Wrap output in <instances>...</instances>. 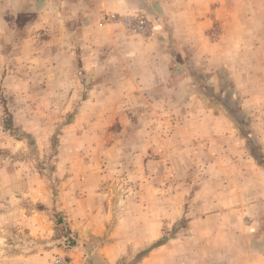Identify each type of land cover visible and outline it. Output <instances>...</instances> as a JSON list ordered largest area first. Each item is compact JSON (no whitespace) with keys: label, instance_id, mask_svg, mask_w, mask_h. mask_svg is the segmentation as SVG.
Listing matches in <instances>:
<instances>
[{"label":"rangeland","instance_id":"1","mask_svg":"<svg viewBox=\"0 0 264 264\" xmlns=\"http://www.w3.org/2000/svg\"><path fill=\"white\" fill-rule=\"evenodd\" d=\"M193 2L0 56V264H264V0Z\"/></svg>","mask_w":264,"mask_h":264},{"label":"crops","instance_id":"2","mask_svg":"<svg viewBox=\"0 0 264 264\" xmlns=\"http://www.w3.org/2000/svg\"><path fill=\"white\" fill-rule=\"evenodd\" d=\"M143 8L162 17L170 14L171 10L198 9L197 5L194 7L193 0H0V56L4 60L7 50L13 46L21 50L18 44L23 41L31 45L29 52L33 49V52L41 53L33 54L31 60L34 62V59H41L42 69L48 71L49 61L45 65L44 58L49 53L50 45L59 43L58 53L66 59L67 54L75 50L66 51L63 45L81 41L83 28L87 29L84 50L86 58L92 57L95 45L104 43L116 45L120 42L119 49L123 46L124 51L143 52L141 47H145V41L142 39L127 34L122 36L123 33L119 36L120 33L117 34L115 30L98 27V19L105 13H128ZM201 9L206 14L207 4ZM39 27L52 28L55 33L46 39L39 38ZM99 34L105 35V39H97L95 36ZM112 46H107L109 55ZM226 264L232 263L226 261Z\"/></svg>","mask_w":264,"mask_h":264},{"label":"built area","instance_id":"3","mask_svg":"<svg viewBox=\"0 0 264 264\" xmlns=\"http://www.w3.org/2000/svg\"><path fill=\"white\" fill-rule=\"evenodd\" d=\"M121 22H123L124 25L127 27V29L131 31H136L142 34H152V35H154L155 33L152 22H150L148 18L141 12H139L137 15L126 16L121 20ZM51 264H72V263L68 262L64 257L58 255L54 257Z\"/></svg>","mask_w":264,"mask_h":264}]
</instances>
